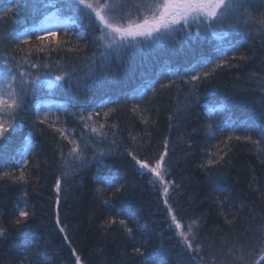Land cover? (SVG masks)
<instances>
[{
  "label": "trees",
  "instance_id": "1",
  "mask_svg": "<svg viewBox=\"0 0 264 264\" xmlns=\"http://www.w3.org/2000/svg\"><path fill=\"white\" fill-rule=\"evenodd\" d=\"M17 3L22 5L19 13L15 10ZM5 9H10L6 15ZM54 11L45 9L44 0H0V16H5L0 20V64L15 55L17 60L23 58L38 64L40 73L50 71L52 76L58 75L59 69L70 70L75 66L77 71L71 82L62 89H54L60 114L58 117L50 114L49 120L56 122L55 127L65 129L69 140L75 138L87 143L86 157L91 158L99 151L106 155L101 158L102 167L91 161L64 179L61 152L67 156L71 145L47 123L39 122L36 97L48 91L34 90L19 114L18 127L11 134L7 151L0 155L2 173L12 168L14 159H19L17 149L25 141L35 145L28 156L27 170L32 179L27 185L13 182L9 177L0 178V227L6 230L0 237V264H37L33 252L37 244L39 264H76L73 249L81 264H142L133 248L145 242L146 255L152 254L157 261L163 259L165 264H255L260 260L264 255L260 244L264 239L261 231L264 140L254 146L243 139L236 140L235 136L260 139V129L249 128V122L264 117L261 0H254L248 12L242 14V18L255 21L256 25L246 26L252 34L243 36L244 27L232 30L238 50L225 52L231 66L225 64L214 71L209 68V77H201L195 88L186 82L189 77L182 71L202 56L216 58L215 61L221 59V54L213 49L217 44L215 38L209 35L210 39L203 40L194 32L195 28L192 32L196 39L178 37L173 44L137 49L121 59L113 56L101 63L95 45L98 30L90 26L84 13L74 16L64 7L61 20L69 24L71 31L61 30L55 40L45 41L48 49L55 50L36 52L33 45H28L24 46V52L15 53L9 38L38 24ZM81 33L83 36L78 39ZM58 41L66 43L57 49ZM93 53L97 59L90 71L86 58ZM241 55L246 59L240 60ZM28 70L36 73L35 69ZM137 83L142 85L143 92L124 98L118 105L116 98L128 95ZM160 83L168 87L162 89ZM76 92L82 93L81 102L89 103H82L79 111L74 110L79 106L73 95ZM96 96L100 98L96 100ZM104 96L110 98V103H104ZM219 110L223 112L221 117ZM81 111L85 113V121L77 115ZM89 112L91 119H87ZM210 121L214 125L221 122V127L231 125L235 129L233 139L227 140L230 131L223 135L210 134L206 129ZM101 132L103 136L99 135ZM165 140L168 144L165 159L170 170L165 179L179 185L169 187L167 205L161 184L146 170H140L128 155L133 151L138 159L148 160L154 166L155 159L164 152ZM226 145L230 151L224 155ZM217 153L224 156L223 161L208 165L209 159L219 158ZM97 168L103 175L119 174L126 183L123 194L113 197L110 192H98L104 185L97 182ZM57 178H61L59 193L55 189ZM213 182L219 183L225 192L214 193ZM104 199L110 203L104 204ZM217 200L224 201L223 205ZM25 205L29 219L17 226L14 221ZM169 205L182 225L180 230L171 221ZM125 210L135 217L136 222L129 221V226L139 229L133 237L119 224L120 219L128 220ZM110 219L116 223H106ZM193 220L197 226L192 233L195 240L189 236L193 243L190 250L179 231H186ZM59 227H65V232L61 233Z\"/></svg>",
  "mask_w": 264,
  "mask_h": 264
},
{
  "label": "snow or ice",
  "instance_id": "2",
  "mask_svg": "<svg viewBox=\"0 0 264 264\" xmlns=\"http://www.w3.org/2000/svg\"><path fill=\"white\" fill-rule=\"evenodd\" d=\"M253 2L254 0H63V3H61V0H44L45 9L51 8L55 9V11L44 16V19L38 24L34 23L32 27L25 31L11 36L9 43L12 45L15 53L24 52V46L28 45H33L36 52L55 50L48 49L45 41L55 40L57 32L61 30L65 33L71 31L69 24L61 20L64 7L71 10L74 16L84 13L90 22V26L94 25L95 29L98 30L99 36L96 37L95 45L99 51L101 63L108 61L113 56L121 59L126 55L134 53L137 49H152L173 44L177 41L178 37L196 39L197 37L192 32V29L195 28V33L199 34V38L207 39L209 35L213 36L217 41L216 51L221 54V59L218 61L193 65L192 70L197 72V74L191 75L186 82L191 83L193 88H195L196 83L200 81L201 77L204 79L209 77L211 74L208 70L209 68L214 71L216 68L222 67L225 64L231 66L225 52L228 49L233 51L237 49L232 30L248 25L249 19L246 17L242 18V14L248 12ZM261 6L264 7V0H261ZM21 8V4L17 3L15 5L17 13L21 11ZM8 11L10 9H5V15ZM4 18L5 16H0V20ZM259 23L264 25V14L261 15ZM82 36L83 33L79 34L78 39ZM65 43L66 41H58L57 49ZM32 50L31 47L28 49L29 52ZM96 59V53L86 58V64L90 71ZM239 59L245 60L246 57L241 55ZM39 67L38 64L31 63L27 59L22 58L21 60H17L15 55L8 58L7 62L0 64V68L3 69L2 73H0V155H3L7 151L11 134L18 127L17 119L19 118V114L24 111L25 101L33 94L34 90L46 88L51 92L54 89H62L66 84L71 82L73 74L77 71L74 66L70 70L59 69V74L52 76L50 71L40 73ZM28 69H35L36 73ZM169 83H171L170 78ZM159 87L163 89L168 87V84L160 83ZM151 90L155 92V88ZM37 109L39 122L41 124L47 123L63 139L68 140V143L71 145L67 156H65L63 151L61 152L62 177L64 179L69 178L72 173L77 172L79 168L85 167L91 161H95V163L102 167L101 158L106 155L105 152H94L91 158L86 157L85 153L88 149L87 143L78 142L75 138L69 140L68 136L65 135V129L55 127L56 122L49 120L50 108L47 111H43L42 116L39 115L40 105H37ZM77 115H79L81 121L86 120L83 111ZM105 116H107V113H105ZM91 117L92 113H87V119H91ZM85 127H88L86 122ZM257 127L260 129V139L253 140L250 135L243 137L236 135L235 139L238 141L243 139L251 142L254 146H259L261 140H264V117L249 122V128ZM206 129L212 135H215L217 132L223 135L225 131H230L231 134L227 135L228 141L233 139L235 132V129L231 125L221 127V122H216L214 125L210 121L206 125ZM91 131L97 133L96 128H92ZM30 135L31 133H29ZM99 135L103 136V133L101 132ZM133 140H135V137H133ZM34 147L35 145L33 143L25 141L23 147L17 149L19 159H14L12 168L0 173V178L9 177L13 182L27 185L32 179L27 170L29 165L28 156ZM226 149L224 155H227V151H230L227 145ZM128 155L132 157L140 170H146L156 178V182L161 184L163 195L165 196L164 203L167 205L169 187H179L173 181L165 179L170 171L165 159L168 155L167 140L164 143V152L159 155L158 159H155L154 166L148 160L138 159L133 151H129ZM217 155L219 157L218 159H209L207 164H220L224 156L219 155V153ZM97 182L104 185L103 188L97 189L98 192L103 194L110 192L113 197H118V195L123 194L126 190V183L119 174L103 175L100 168H97ZM55 189L57 193L61 191V178L56 179ZM212 191L222 194L225 192V189L219 183L213 182ZM24 195L27 196L26 191ZM227 200L228 197L225 196V201ZM59 202L58 197L56 203L59 204ZM103 203L107 205L110 201L104 199ZM217 203L223 205L224 201L217 200ZM26 208L27 205H25V208L19 209V216L14 221L17 226L27 223L29 212ZM168 211L175 228L180 230L182 225L177 219V216L173 214L171 205L168 206ZM124 215L128 216V220L120 219L119 224L124 227L129 237H133L134 232L139 229L130 227L129 221L135 223V217L127 210H125ZM106 223L114 224L116 220L110 219ZM228 223L231 224L232 221H228ZM56 224L58 226L60 225L58 214ZM194 226H197L196 220H193L186 226V231H179V236L190 250L193 249L192 240H195V236L192 235ZM59 231L64 233L65 227H59ZM261 231L264 232V228ZM5 232L6 230L0 227V237L4 236ZM189 236H192V240L189 239ZM64 239L68 241L67 234H65ZM26 244H30V241H26ZM145 244L133 248V253L141 257L142 264H165L163 259L157 261L152 254L149 253L146 255L144 250ZM260 244L261 250L264 251V239L260 241ZM38 248L39 244L36 245V248H33V252L37 258V264H39ZM198 249L199 245H197L196 250ZM72 252L76 256V264H81L80 257L76 255L75 249ZM201 259L203 258L201 257ZM255 264H264V255L260 257V260L255 261Z\"/></svg>",
  "mask_w": 264,
  "mask_h": 264
},
{
  "label": "bare ground",
  "instance_id": "3",
  "mask_svg": "<svg viewBox=\"0 0 264 264\" xmlns=\"http://www.w3.org/2000/svg\"><path fill=\"white\" fill-rule=\"evenodd\" d=\"M23 1V0H22ZM249 19V18H248ZM248 25L251 27L252 25H256L255 24V21L253 22L251 19H249V23H248ZM244 29L246 30L242 35L243 36H245V37H249L252 33H251V29H249V28H246V27H244ZM195 32V31H194ZM194 34V33H193ZM212 38H213V36H212ZM208 39H210L209 38V36H208ZM203 40H205V39H203ZM237 44V49L236 50H238V43H236ZM213 49H215L216 50V46L214 47L213 46ZM232 53H233V51H232ZM216 60V58H209V57H207V56H202V57H200L199 59L197 58V63H205V62H208V63H212V62H215V60ZM196 61V60H195ZM196 62L195 63H193V65H195V64H197ZM192 64V63H191ZM193 65H191L190 67L188 66V68L187 69H185V71H182L183 72V74H184V76H188V77H190L191 75H196L197 74V72H194L193 70H192V67H193ZM197 71H199V69H197ZM160 73V72H159ZM160 75V74H159ZM145 78H148V77H145ZM139 83H140V81H139ZM138 84V83H137ZM147 85V84H146ZM153 86V84H148L147 85V87H152ZM47 91H48V94L45 92V93H43V94H41V95H39L38 97H36L37 99H36V103H35V105L36 104H39L40 105V109H39V115H41L42 116V114H43V111H47V110H49V108L51 109V113L50 114H53V116L54 117H58L59 116V114H60V112H58V110H57V107H56V105H55V103H56V101H57V99H56V95H55V93H54V90H52L51 92L47 89ZM140 92H143V87H142V85H140V84H138V85H134L129 91H128V95H127V93H126V95L125 96H120V97H117L116 98V103L118 104V105H121L122 104V102H124V98H128V96H130V97H136L137 95H139L140 94ZM77 93V92H76ZM74 93L73 95H74V98H76L75 99V101L76 102H78V104H79V106H77L76 108H74V110H77V111H79V109H80V106L82 105V103H84V104H89L87 101H83V102H81V100L83 99L82 98V93ZM109 93H105V95H108ZM66 96V95H65ZM103 97V96H102ZM98 98H100V96H96L95 97V99L97 100ZM103 101H104V103H110V98L109 97H106V96H104V98L102 99ZM102 100H98L99 102H101ZM122 101V102H121ZM83 107H85V106H83ZM36 112H37V114H38V109H37V107H36ZM223 114V112H221V110H219V115H220V117H221V115ZM224 116V115H223Z\"/></svg>",
  "mask_w": 264,
  "mask_h": 264
},
{
  "label": "rangeland",
  "instance_id": "4",
  "mask_svg": "<svg viewBox=\"0 0 264 264\" xmlns=\"http://www.w3.org/2000/svg\"><path fill=\"white\" fill-rule=\"evenodd\" d=\"M2 63H4V61H3V62H1V64H2ZM1 73H2V72H1Z\"/></svg>",
  "mask_w": 264,
  "mask_h": 264
}]
</instances>
